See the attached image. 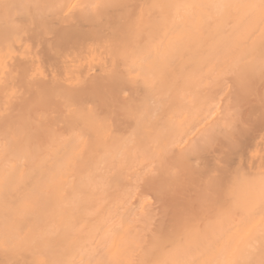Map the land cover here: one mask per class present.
<instances>
[{
  "label": "bare ground",
  "instance_id": "6f19581e",
  "mask_svg": "<svg viewBox=\"0 0 264 264\" xmlns=\"http://www.w3.org/2000/svg\"><path fill=\"white\" fill-rule=\"evenodd\" d=\"M252 2L0 0V139L9 145L0 177L11 172L0 191V264L264 260L261 217L246 219L264 158V17ZM154 3L199 6L156 13ZM174 22L184 31H172ZM126 31L143 36L127 58L115 41ZM216 62H238L250 91L209 79ZM57 89L91 112L79 143L67 139ZM42 156L30 192L21 182ZM214 174L225 185L231 177L227 199L205 203ZM9 184L20 185L14 198Z\"/></svg>",
  "mask_w": 264,
  "mask_h": 264
},
{
  "label": "snow or ice",
  "instance_id": "6c2138e0",
  "mask_svg": "<svg viewBox=\"0 0 264 264\" xmlns=\"http://www.w3.org/2000/svg\"><path fill=\"white\" fill-rule=\"evenodd\" d=\"M199 5L195 4H174V3H154L152 5H149V7L156 13H160L163 11L164 8H176L179 10L180 8H193L198 7ZM218 7H226V4H218L216 5ZM85 10H91L92 8L96 7L95 5H83L82 6ZM251 7L254 9H258L261 13V16L264 17V0H253ZM163 24V18L161 16L158 17L156 25L162 26ZM172 31L174 32H183L184 31V25L182 22H174L172 25ZM143 39V36H136L134 38H130L129 33L126 31L123 35H120L118 32L117 37L115 38L116 46L118 51L120 52V55L127 58V49L129 47H132L134 50L139 51L142 48L141 40ZM180 45L179 39L172 41L170 44V47L172 51L178 50ZM149 57H141L139 62L133 61L130 64V70L133 72H136L138 70H142L143 64L147 61ZM260 73L261 76L264 77V47L261 49V63H260ZM209 79H219L221 77H227V79L230 81L229 87L233 88L235 90L240 91L242 94L247 93L250 91L249 86V80L248 78L242 74V68L241 65L237 63H231V64H225L223 62H216L212 65L211 71L209 72ZM52 98H54L56 101L59 102L60 107L62 109L63 115L62 120L64 124L67 125L68 132L70 133V136L67 137L70 141H76L79 143L81 140H83L84 135L81 133V131L78 128V124L80 121L86 120L91 116L90 111H82L79 109L71 100V92L67 91L65 89H57L53 94ZM262 100H264V96H262ZM42 101L47 104L49 102V97L47 95H42ZM211 107L215 110L216 106L211 105ZM233 116V113H227L225 110L221 107L219 108V118L224 120H230ZM41 119L45 120L48 119V115L46 113L41 114ZM54 132L50 133L52 136ZM202 135H205L202 133ZM8 142L5 140L0 139V153H6L8 151ZM43 149H41L39 146L36 147V152L40 153ZM47 162L46 157H41L39 164L36 168L32 170V173L26 177L21 184L24 186H27L31 184V187L29 188V191L32 192L36 189L38 186L40 179V176H43L44 173V167ZM237 177L239 176V172H236ZM11 176V172L6 173L4 176L0 177V191L4 190V186L6 184L7 178ZM35 177V179H33ZM228 180V184L225 185L221 182L219 174H214L209 177L208 181V190L205 192L204 200L205 203L210 201L213 197H216L220 200L227 199V194L229 191V184L232 182L231 177L227 176L225 177ZM20 185H8L6 194L9 197L14 198V194L17 190V188ZM161 190H164V186H161ZM253 198H258V204L250 207L247 209V221L251 222L255 219V217L259 216L261 217V220L259 222V226L261 229H264V158H262V170L260 172V187L259 192L253 194ZM79 197L73 196V200H78ZM166 237H161V241L163 242L166 240ZM164 247H167L168 245L165 243L163 244ZM157 264H160V262H157ZM187 264H197V261L193 260L190 262H187ZM240 264H252L251 261H241ZM260 264H264V260L260 262Z\"/></svg>",
  "mask_w": 264,
  "mask_h": 264
}]
</instances>
